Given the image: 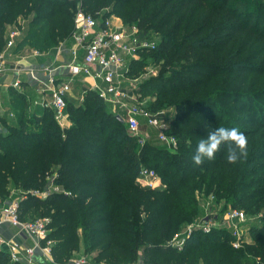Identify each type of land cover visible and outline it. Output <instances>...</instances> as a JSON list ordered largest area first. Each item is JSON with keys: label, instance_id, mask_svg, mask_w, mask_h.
Masks as SVG:
<instances>
[{"label": "trees", "instance_id": "16d2710c", "mask_svg": "<svg viewBox=\"0 0 264 264\" xmlns=\"http://www.w3.org/2000/svg\"><path fill=\"white\" fill-rule=\"evenodd\" d=\"M82 7L159 36L155 49L130 62L129 75L159 62L138 91L150 97L149 110H175L165 120L178 147L141 143L96 90L68 98L70 124L61 127L51 107L29 113L26 94L11 88L17 120L0 110V203L15 188L22 220L49 218L57 261L83 246L96 264H264V0H82ZM75 13L67 0H0V53L9 27L21 21V46L54 52L72 38ZM217 127L247 136V158L229 164L221 146L214 159L195 165L198 141ZM141 166L153 168L163 185L139 183ZM49 178L63 192L29 194ZM211 196L260 219L250 223L252 240L234 248L230 231L196 229L181 249L173 246ZM0 264L24 263L0 249Z\"/></svg>", "mask_w": 264, "mask_h": 264}, {"label": "built area", "instance_id": "2783aa9c", "mask_svg": "<svg viewBox=\"0 0 264 264\" xmlns=\"http://www.w3.org/2000/svg\"><path fill=\"white\" fill-rule=\"evenodd\" d=\"M76 4L73 36L68 41H62L55 49V60L46 65L42 70L33 66H15L18 74L13 80V87H21L23 80L19 75L25 73L38 83H44V93L48 97L41 96L36 104L51 107L56 121L61 127H65L68 119L67 105L69 93L80 75L101 79L105 84L92 82L91 88L96 90L100 97L112 108V111L120 115L126 122L127 130L133 135L139 134V116H145L150 126L157 129L158 138L166 142L169 148L177 145L176 138L168 134V123L165 120V111L154 112L144 108L140 101L137 78L129 75L130 62L140 55V51L153 50L159 43L156 33L144 34L137 25L125 26L120 17L115 15L101 16L87 12L82 7V0H67ZM26 23L13 25L7 31V50L10 51L16 44L18 37L25 35ZM71 42L68 58L64 54L65 45ZM35 54L50 55L49 52L34 50ZM50 57H52L50 55ZM0 72L9 70L4 62V52L0 54ZM42 72L43 77H40ZM84 83V79L82 80ZM86 88L79 96L84 97ZM13 114V113H12ZM5 129L0 123V133ZM144 141V139L142 140ZM44 190L31 189L29 194L42 198L51 193L63 192L62 188L55 184L53 178ZM138 182L144 186L159 187L163 185L158 173L151 168L141 166ZM18 193V192H17ZM28 193H25L26 195ZM19 197H10L8 201L0 203V249H6L13 261H21L24 264H36L38 257L43 264H96L89 255L79 252L68 261L55 260L52 253L53 240L49 239L48 217H40L33 220H22L19 213ZM245 210L229 206L225 212L219 213L206 209L203 213L180 234L176 235L171 244L178 249L184 246L186 236L199 229L209 232L212 229L221 228L231 232V244L234 248H240L248 240L247 231L250 223ZM16 227L18 232L16 240L13 235L5 233L6 229ZM32 239V245L24 244L27 239ZM37 252L40 256H36ZM125 264H142V261H130Z\"/></svg>", "mask_w": 264, "mask_h": 264}, {"label": "crops", "instance_id": "0c3cea01", "mask_svg": "<svg viewBox=\"0 0 264 264\" xmlns=\"http://www.w3.org/2000/svg\"><path fill=\"white\" fill-rule=\"evenodd\" d=\"M24 36L25 35L18 37L15 46L11 48L10 51L7 50V46H6L5 49L1 52V53L4 52V57H5L4 62L8 67L11 68L7 71L0 72V110L2 111V114L6 117V119L10 122H14L17 120L16 112L13 110L12 107L13 95L11 94V88L17 89L26 94L27 101L29 103V105L26 107V110L29 113L40 114L44 108L42 104H36L35 102L41 100V96L44 93L43 92L44 83H40V82L38 83L37 81L35 82L33 79L27 76V74L23 73L19 75L20 78L23 80L21 87H13V80L18 75L15 72L16 71L15 66L18 65L24 67L33 66L42 70L46 65L51 64L55 60V55H53L55 51L50 53V55L52 56L50 57V55L44 56V55L35 54L34 50L36 49L30 47L28 44L27 45L24 44L23 46H21L20 43L23 41ZM6 38H7V33H6ZM70 47H71V42H67L65 45L64 54H62L63 57L68 58L69 55L68 51ZM0 64H1V58H0ZM40 77L45 78L43 77L42 72H40ZM83 79H84V83L82 81ZM94 81L100 83L101 85L105 84L101 79L98 78L95 79L92 77H86L80 75L77 81L73 85V90L68 95L69 98L79 100V96L81 95V93H83V91L86 88L90 89L91 83ZM45 93L48 94V92L46 91ZM45 93L44 96L48 97ZM141 118L145 119V123H143L142 126L145 129L149 130V132L155 133L154 136L148 138L149 141L154 142L153 137L156 136L155 128L148 124L146 117L140 116V120ZM65 122H68L66 126L70 124L69 119H67ZM16 195H17V190L11 192V197ZM4 228L6 229V227ZM17 232L18 229L16 227H11L9 229H6L5 231V233H7L9 236L13 235L16 240H20V237L16 236ZM33 243L34 241L30 238L27 239L26 242H24V244L27 245H32ZM36 256L41 257L39 252H37Z\"/></svg>", "mask_w": 264, "mask_h": 264}, {"label": "clouds", "instance_id": "9594fccd", "mask_svg": "<svg viewBox=\"0 0 264 264\" xmlns=\"http://www.w3.org/2000/svg\"><path fill=\"white\" fill-rule=\"evenodd\" d=\"M221 146L226 149V160L229 164H236L248 156V138L243 132L237 127H217L209 130L207 137L198 141L192 157L194 164L200 166L205 159H214ZM36 264H43L42 258H38Z\"/></svg>", "mask_w": 264, "mask_h": 264}, {"label": "rangeland", "instance_id": "374dc122", "mask_svg": "<svg viewBox=\"0 0 264 264\" xmlns=\"http://www.w3.org/2000/svg\"><path fill=\"white\" fill-rule=\"evenodd\" d=\"M102 14V13H101ZM116 16V15H115ZM118 17V16H117ZM120 20H121V18H120ZM125 26H128V25H125ZM158 71H159V62H155V63H150L149 65H147L144 69H141L139 72H140V74L139 75H136V76H134V75H130L131 77H133V79L134 78H137V80H138V82H142L144 79H146V78H148L150 75H153V74H156V73H158ZM140 95V94H139ZM149 96H140V101H141V103L143 104V106H144V108H146L147 109V106H148V101H149ZM154 99V98H153ZM108 107H109V109H111L112 110V108L108 105ZM162 111V110H161ZM164 111V110H163ZM174 114L175 113V110L174 109H172V111L171 112H166V115H170V114ZM141 116V115H140ZM140 116H139V122H140V130H139V134H136V136L139 138V141L141 142V143H144V142H146V141H148V138H151L152 136H154V134L155 133H152V132H149V130H147V129H145L143 126H142V124L143 123H145V119L144 118H141V120H140ZM145 117V116H144ZM70 122V121H69ZM124 122V121H123ZM1 123V122H0ZM66 124L68 123V122H65ZM126 123V122H125ZM1 125H2V127L4 128L5 126H4V124H2L1 123ZM153 127V126H152ZM5 129V128H4ZM155 130H156V136L155 137H153V140H154V142L153 143H155V144H157L158 146H161V147H167L168 146V144L166 143V142H164V141H162V140H160L159 138H158V135H157V129L155 128ZM150 133H151V135H150ZM144 139V141H142ZM169 147V146H168ZM178 146L176 145V146H174L173 147V149H176ZM170 149V148H169ZM149 168V167H148ZM151 169H153V168H151ZM159 175V174H158ZM159 177H160V175H159ZM16 189L14 188V190L12 189V191L14 192ZM203 200V203L204 204H202L203 206H204V211L206 210V209H208V210H212V211H217V212H221V213H223V212H225L226 211V209L229 207V206H231V207H233L232 205H230V204H225L223 201H221V202H216L215 201V198L213 197V196H211V197H209V198H203L202 199ZM240 209H242V208H240ZM244 210V209H243ZM34 211V209H30L28 212H27V214H30L31 212H33ZM246 212V211H245ZM247 213V212H246ZM249 217V216H248ZM253 217V218H252ZM249 220L250 221H255V220H259L260 221V219H258L256 216H252ZM38 218H40V217H38ZM35 219H37V218H35ZM254 219V220H253ZM247 235H248V240L250 241V240H252V238H251V235H250V230L248 229V231H247ZM79 252H82V253H84V254H86L85 252H84V249H83V246H81V250L79 251ZM87 255V254H86ZM89 256H90V258L92 259V254H91V252L88 254ZM138 261H142L141 259H137Z\"/></svg>", "mask_w": 264, "mask_h": 264}, {"label": "water", "instance_id": "95a60500", "mask_svg": "<svg viewBox=\"0 0 264 264\" xmlns=\"http://www.w3.org/2000/svg\"><path fill=\"white\" fill-rule=\"evenodd\" d=\"M117 117L122 121L124 120L120 115H117Z\"/></svg>", "mask_w": 264, "mask_h": 264}]
</instances>
